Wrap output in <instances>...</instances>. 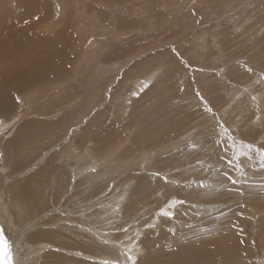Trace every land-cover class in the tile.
Returning <instances> with one entry per match:
<instances>
[{"label": "rangeland", "instance_id": "rangeland-1", "mask_svg": "<svg viewBox=\"0 0 264 264\" xmlns=\"http://www.w3.org/2000/svg\"><path fill=\"white\" fill-rule=\"evenodd\" d=\"M6 2L74 54L0 117V264H264V0Z\"/></svg>", "mask_w": 264, "mask_h": 264}, {"label": "bare ground", "instance_id": "bare-ground-1", "mask_svg": "<svg viewBox=\"0 0 264 264\" xmlns=\"http://www.w3.org/2000/svg\"><path fill=\"white\" fill-rule=\"evenodd\" d=\"M0 4H4L7 7L6 11L0 12V31L4 28L2 32L6 31V30H10L14 27L20 26L18 24L22 23V22H20L21 20H24V22L27 23L28 21H32L35 19V21H33L28 27H25V28L23 26L18 27L16 32L13 35L8 33V31H7L8 36H6L4 40H2L0 38V47L1 46H7V48L9 49L6 52H4V51L0 52V117H3L1 119L3 121L7 122L10 119V116H8V114L13 111V106H11V104L9 105V96L12 93L25 92V91L30 89L29 87H27V84H28V80L30 78V73L32 70L34 73V79H37L38 75L42 74V70L40 69L42 64L37 66V63H38L37 60L42 59L44 61L43 64L46 67H49L52 70V72H55V73L60 75L62 73V64H63L62 62L72 61L74 51L72 50L73 47L71 46V44H72L71 40H73V39H72V34H70L71 33V30H70L71 27L70 26L71 25L68 24L69 19L65 20L62 24L63 27H66L65 30L60 31V27H59V30H57L58 32H56V34H58V36L54 33L51 35L50 38H48L46 36L34 37L32 34L29 35V33H27V32L28 31L30 32V30H32L36 27L37 22L39 21V19L42 16V14H39L40 11L35 7L34 4L31 8H29V12H26V13H23V8L28 6V5L26 6V3L23 4L22 6L21 5L18 6V8L21 9L20 12H22V13L16 12L17 7H16V9L12 8L6 2V0H3L2 2H0ZM90 11H91V9H90ZM25 25L27 26L28 24H25ZM20 36H22V38L24 37L26 40L19 43V37ZM27 42H29L30 46H32L34 49L38 48L35 53L31 54L29 51L27 53L26 51L22 50V48L24 50H26L24 44H26ZM59 47H60V49H59ZM15 48L16 49L18 48L16 52H14ZM42 48L49 49V51L51 53H53V55L45 57L44 52L42 53ZM62 50H63V52L61 54ZM26 58H28L29 63L27 65H24L23 61ZM59 65H60V68H59ZM63 74H64V72H63ZM42 90H44V86L41 88H38V90H36L34 92L39 93ZM26 127H27V125H25V126L23 125L20 127V130L23 129L21 133L25 132ZM5 131H7V130H5L4 128H0V134H1L0 137H2L3 139L6 138V135H4ZM22 138L23 137L19 136L18 139L15 141L10 140L11 142L8 143V147L13 148V146H15L19 142V140ZM6 140L8 141V137ZM46 167H42L40 172L47 177V178L45 177L44 182H46V183L49 182V184H50V179L55 178L54 174H53L54 170L49 171V169L52 168V164L51 165L48 164V167H47L48 170L46 169ZM0 174H2V173H0ZM76 174L77 173H73V176L71 175L72 176V178L70 177L71 183H75V181H77L78 178H76ZM56 179H58L60 182L58 184L59 187L61 185L63 187L61 189H58V192L61 193L62 190L65 189L63 182L65 183L66 179L64 180L62 178V176H60V175H58V178H56ZM40 180L41 179L39 177H35L34 184L35 183H38V184L41 183ZM43 184L44 183L42 181V185ZM45 185H48V183ZM77 186H78V183L76 185L74 184V188L72 190L73 193H75L77 191L76 190ZM43 188H45V187L43 186ZM45 191H47V190H45ZM66 192H68L67 195L72 194L71 196H75V194H73L72 192H69V191H66ZM62 195H66V194L64 193ZM88 206H90V204L85 206V208H87ZM0 207H2V204L0 205ZM63 210H65V209L62 208V211ZM85 216H86L87 220H89V217L91 219H93V217H94V216H90V215H85ZM91 219H90V221H91ZM75 221L77 222V219H75ZM19 234H21V233L18 232L16 235H19ZM25 236H27V239H25ZM20 238L24 239V244H26V242L30 240V237L28 236V234H25V232H22ZM88 244H90V243H88ZM49 256L52 258L54 257V261H57V262H60L63 258L62 257L63 255L61 253H51ZM59 257H62V258H59ZM58 259H60V261H58Z\"/></svg>", "mask_w": 264, "mask_h": 264}, {"label": "snow or ice", "instance_id": "snow-or-ice-1", "mask_svg": "<svg viewBox=\"0 0 264 264\" xmlns=\"http://www.w3.org/2000/svg\"><path fill=\"white\" fill-rule=\"evenodd\" d=\"M261 168H264V153H261ZM231 179V178H230ZM232 183H237V181L233 180ZM163 215L165 216H170L171 213L170 212H164ZM0 247H3V249L5 250V253L7 254V251L10 247L7 239L4 237L3 232L0 231ZM10 264V262H9ZM133 264H135V262L133 261Z\"/></svg>", "mask_w": 264, "mask_h": 264}, {"label": "crops", "instance_id": "crops-1", "mask_svg": "<svg viewBox=\"0 0 264 264\" xmlns=\"http://www.w3.org/2000/svg\"><path fill=\"white\" fill-rule=\"evenodd\" d=\"M123 22H124V20H123ZM125 49V48H124ZM30 91L32 90L31 88L29 89Z\"/></svg>", "mask_w": 264, "mask_h": 264}]
</instances>
